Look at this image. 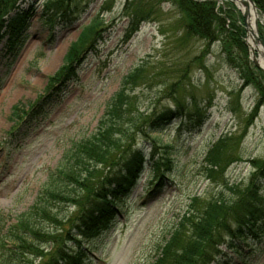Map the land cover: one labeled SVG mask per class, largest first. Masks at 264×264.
Listing matches in <instances>:
<instances>
[{"label":"rangeland","instance_id":"1","mask_svg":"<svg viewBox=\"0 0 264 264\" xmlns=\"http://www.w3.org/2000/svg\"><path fill=\"white\" fill-rule=\"evenodd\" d=\"M48 1L53 0H27L23 6L34 14L28 30L14 46L0 44V235L42 202L44 190L74 187L73 176L84 163L94 162L89 141L107 105L124 78L139 70L134 83L124 89L139 112L147 116L174 107L175 99L185 111L199 107L207 118L199 128L177 119L148 135L173 147L166 184L149 199L153 177L146 166L136 185L115 200L117 215L109 230L82 246L81 264H153L192 196L208 195L220 186L221 178L244 187L255 172L249 161L264 162V106L255 108L257 91L244 86L242 66L238 67L244 58L247 67L255 68L245 45L244 25H239L242 16L230 1L217 0L226 27L237 32L245 54L229 35L208 43L187 35L180 13L167 1L160 2L157 18L140 24L128 38L125 6L133 0H82L85 11L69 24L63 18L50 23L42 15ZM92 18L101 19L106 29L96 52L82 60L75 81L61 82L49 91L69 45ZM258 39L264 46V27L259 26ZM49 92L53 93L46 98ZM38 104L44 110L41 117L32 113ZM135 140L137 147L150 150L144 136ZM217 144L222 154L213 160L219 167L210 177L205 158ZM45 204L63 219L54 231L62 239L60 229L69 228L80 207L61 200ZM43 226L53 228L46 222ZM36 246L49 260L57 244ZM246 250L254 255L252 264H264L263 242ZM26 258L39 263L32 255Z\"/></svg>","mask_w":264,"mask_h":264},{"label":"trees","instance_id":"2","mask_svg":"<svg viewBox=\"0 0 264 264\" xmlns=\"http://www.w3.org/2000/svg\"><path fill=\"white\" fill-rule=\"evenodd\" d=\"M163 1L170 2L180 13L187 35L206 43L222 41V37L229 35L237 48L245 54L243 43L234 35L237 32L232 33L226 27L227 19L222 16L223 8L217 6L214 0H133L125 6L130 29L127 38L135 34L140 24L157 18L159 4ZM26 2L27 0H0V44L5 42L7 46H14L28 30L34 14L24 8ZM82 2L48 1L43 7L42 15H46L49 21L63 18L69 24L85 11ZM252 2L264 16V0ZM104 32L106 29L102 27L99 18L90 19L82 27L77 39L69 45L59 77L49 91L55 85H61V82L75 81L79 65L87 54L96 52ZM240 65L244 86L250 85L257 91L255 108L264 106V74L247 67L244 58H241L238 67ZM138 75L139 70L127 75L122 88L107 105L97 130L89 141L94 162L84 163L82 171L73 176L74 187L44 190L46 195L41 198L42 202L21 214L15 224L0 235V248H3L1 252L11 251L10 254H1L0 264H32L26 258L31 255L33 260L39 259L38 264H81L85 256L82 246H86L91 238L109 230L117 215L115 200L136 185L146 166L153 177L152 190L147 197L150 199L163 189L166 175L172 172L170 155L173 147L161 145L148 135L161 132L177 119L186 120L192 128H199L207 115L204 111L200 112L199 107H195L192 112L185 111L184 106L174 99V107L156 110L145 116L132 106L130 97L124 90L125 85L128 83L131 86ZM52 93L49 92L46 98ZM43 111L38 104L32 113H38L37 117H41ZM138 136H144L150 141L147 142L151 146L148 152L137 147L135 139ZM218 144H222V141ZM218 144L205 158L204 169L210 177L219 167V161H213L222 154ZM158 149H162V152H158ZM249 163L255 168V172L244 187L240 183L229 184L221 178L220 186L211 189L208 195L206 193L190 198L186 210L177 216L167 238L159 246L153 264L253 263L254 255L248 253L246 248L264 243V162L250 160ZM50 200L70 202V206L80 207L78 215L69 222V228L60 229L64 232L62 239H58L54 231L56 227H61L63 219L58 216V211L53 212L54 209L47 207L45 203ZM45 222L53 228H45ZM40 243L57 244L49 260L43 257L36 246ZM232 256L236 260L233 261Z\"/></svg>","mask_w":264,"mask_h":264},{"label":"bare ground","instance_id":"3","mask_svg":"<svg viewBox=\"0 0 264 264\" xmlns=\"http://www.w3.org/2000/svg\"><path fill=\"white\" fill-rule=\"evenodd\" d=\"M233 3L238 12L243 15V23L246 31L245 45L249 51L251 60L264 70V46L258 42L259 26L264 27L261 15L247 0H228Z\"/></svg>","mask_w":264,"mask_h":264},{"label":"water","instance_id":"4","mask_svg":"<svg viewBox=\"0 0 264 264\" xmlns=\"http://www.w3.org/2000/svg\"><path fill=\"white\" fill-rule=\"evenodd\" d=\"M251 5H252V7L254 8V9H256L257 10V8H256V6L254 5V3L252 2V0H247ZM242 16V19L244 18L243 17V15H241ZM261 17H262V19H263V21H264V16L263 15H261ZM258 40V42L261 44V45H263L262 44V41H260L259 39H257ZM252 61V60H251ZM253 62V61H252ZM253 65H254V67L256 68V69H259V70H262L263 72H264V70L263 69H261L257 64H255L254 62H253Z\"/></svg>","mask_w":264,"mask_h":264}]
</instances>
